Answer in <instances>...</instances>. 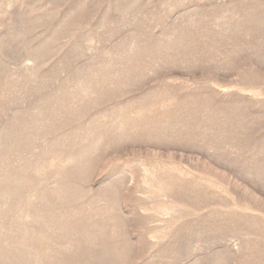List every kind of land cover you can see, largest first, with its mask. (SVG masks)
<instances>
[{"label": "rangeland", "instance_id": "1", "mask_svg": "<svg viewBox=\"0 0 264 264\" xmlns=\"http://www.w3.org/2000/svg\"><path fill=\"white\" fill-rule=\"evenodd\" d=\"M0 264H264V0H0Z\"/></svg>", "mask_w": 264, "mask_h": 264}]
</instances>
